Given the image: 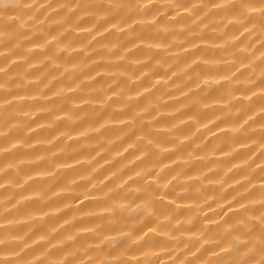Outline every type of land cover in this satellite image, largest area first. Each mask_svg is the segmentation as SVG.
Masks as SVG:
<instances>
[{"label":"clouds","instance_id":"9594fccd","mask_svg":"<svg viewBox=\"0 0 264 264\" xmlns=\"http://www.w3.org/2000/svg\"><path fill=\"white\" fill-rule=\"evenodd\" d=\"M72 0H65L64 12L71 10ZM89 3L96 5L97 0H82L81 8L87 10ZM100 11L90 18L104 22L108 17L119 16L121 24L116 25L109 33V43L102 44L100 51L105 59V66L121 65L118 72L105 71L102 79L111 81L105 87H99V82L92 80L77 83L79 75L71 68L64 69L57 65L55 59L48 63L57 70L65 72V87L63 95L58 100H67L70 108L78 112H87L88 119L95 118L97 111L110 107L117 115L124 113L134 117L128 126H135V147L128 154L131 162L133 157L140 156L135 162L121 172L119 170L123 157L117 163L106 166L102 171L87 181L95 183L96 191L104 192L107 185L101 183L103 177L112 175L110 184L113 190L99 201H89L91 204L105 206L108 211L103 214L81 218L77 225L86 228L84 220L89 221L94 228L82 231L80 238L69 241L66 248L78 246L75 256L66 261L62 259L65 247L47 250L52 241L47 240L40 244L33 243L35 234L25 237L23 229L26 225L17 223L4 224L0 222V264H200L206 260L207 264H264V0H99ZM51 4L41 9V0H0V62L11 59V53L4 49L22 41L23 46L18 49L24 55L32 49L30 35L35 31L32 27H25L24 22L29 17L32 24L48 11ZM182 10H186L180 16ZM211 13L212 15H204ZM213 15L216 17L213 18ZM158 17V19H157ZM179 17V19H177ZM187 20L186 27H180ZM14 26V27H9ZM44 31L39 35L47 39L49 25L41 26ZM79 27L73 21L72 34ZM244 40H237V34H245ZM229 36L232 39H227ZM119 37L121 41L133 44L128 49L116 48L112 40ZM209 41L197 50V54L208 49L207 54L212 57L208 63L197 65L202 69L200 76H196V69L191 72L177 74V79L186 81L193 88V95L199 96L200 102L196 110L200 113L211 112L213 108H221L220 123H232L235 126L227 130L229 143L226 148H232L241 141L256 138L251 151L259 149V155L252 159L243 169L237 171L247 173L248 179L232 187L230 192L238 193L237 204L249 201L244 207L235 211L232 216L222 223L209 224L210 217L200 210L196 223H190L187 214L193 209L181 208L178 200H208V193L215 190L217 196L212 204L220 203V192L224 184L209 182L207 175H201L193 182H186L183 177L174 176L172 171L163 167L165 159L170 158V150L163 146L181 145L183 140L176 135V128L158 127V115L174 117L175 113H164V100L157 94L163 90L172 93L167 77L171 72L170 65H175L177 56L174 50L185 49L192 41ZM137 41L141 43L136 44ZM223 44L216 46L215 42ZM247 42L246 47H242ZM259 42L258 47H253ZM156 53V61L149 65H142L135 58V53ZM61 53L59 42H56L52 55ZM63 52L62 55H66ZM162 61V62H159ZM247 61L244 71L240 66ZM149 69L146 73V83L152 86L151 104L138 103L139 96L135 94L136 85L140 84L139 75L143 68ZM8 73L0 67V162L10 155L4 147V141L11 131L20 130L24 136L28 135L31 122H35L41 115L40 111L32 110L27 115H21L19 100H9V97L19 96L20 92L35 83L28 80L23 73L17 76L11 87L3 83ZM190 77V78H189ZM125 83V89L117 92L120 84ZM223 91L222 99L225 103L214 105L210 100ZM259 90V91H256ZM95 96V100H85L84 97ZM79 97L80 102H75ZM41 103L49 102V98L40 97ZM147 100V97H145ZM110 101L114 103L109 104ZM179 111V109H177ZM255 113L258 118L252 119L249 114ZM70 123L76 121L65 117ZM251 119V123L248 120ZM98 123V121H97ZM193 128L199 130L202 120L193 118L188 121ZM95 136L102 133L100 128H94ZM163 137V143L160 138ZM67 138V137H66ZM108 139L104 146H108ZM127 141L119 143L113 150L120 151ZM25 151L32 150V144L25 139L20 145ZM42 147H50L42 145ZM87 149L97 151L98 146L93 141ZM199 151L205 152L204 146ZM58 154L53 151L52 157ZM105 158L111 152L104 154ZM186 159L180 166L192 169L194 164H203L209 167L215 161L211 153L197 160L191 153H186ZM231 162L230 157H226ZM35 163V162H34ZM52 167L55 164L49 161ZM94 163L88 167L95 168ZM226 171L219 170L220 174ZM132 179L126 180L128 176ZM14 176L5 187L0 183V190L4 192H19L24 183V177L16 168L0 166V180ZM77 194L76 198L79 199ZM171 197V199H169ZM11 201L0 199V221L15 213L10 208ZM199 208V205H197ZM79 209H68L69 215H78ZM222 211V210H221ZM220 212L214 215H219ZM103 221L102 224H98ZM238 221V222H236ZM34 222H40L34 220ZM231 223V227H227ZM252 226V227H250ZM69 229L73 226L69 225ZM151 228V231L148 229ZM254 228L255 230H252ZM50 230V229H45ZM198 231L201 235H190ZM59 237V233L56 234ZM208 240L207 244L204 241ZM91 242V243H90ZM203 250L197 255H189L197 248ZM159 250V251H157ZM210 253H215L210 255Z\"/></svg>","mask_w":264,"mask_h":264},{"label":"bare ground","instance_id":"6f19581e","mask_svg":"<svg viewBox=\"0 0 264 264\" xmlns=\"http://www.w3.org/2000/svg\"><path fill=\"white\" fill-rule=\"evenodd\" d=\"M65 0H41V9L46 4L52 6L37 20L35 25L32 24L34 17H29L25 22V27H32L35 31L30 35L31 43L27 45L32 51L24 55L18 51L23 46L22 41H18L16 45L4 49L5 52L11 53V59L7 62H0V67L8 73L3 83L5 87H11V82L16 81V87H20V81L17 76L21 73L35 83V87L29 86L27 90L20 92L19 96L9 97V100H19V109H23L21 115H27L32 110L40 111L41 115L35 122H31V128L28 135L24 136L20 130L8 133L4 141V147L10 155L0 162V166H12L23 175L24 183L19 192H4L0 190V199L11 201L9 207L14 208L15 213L7 219L0 221L4 224L17 223L26 225L23 232L25 237L35 234L33 243L40 244L44 241L51 240L52 243L47 250L52 248L65 247L67 242L75 241L80 238L82 231L96 227L89 221L84 220L86 228L78 227L81 218L91 217L103 214L108 209L100 204H89V201H99L106 198L113 190L110 180L112 175L109 173L103 177L101 183L107 185L104 192L101 193L95 189L96 181L88 184L87 181L102 171L106 166L117 163L120 158H124L120 163L119 170L123 172L131 162H135L140 156L132 158L130 162L127 157L131 150L135 147L136 137L133 133L136 131L135 126H128L129 121L134 117L127 113L117 115L113 113L110 107L97 111L94 119L89 120L87 112H78L77 109L70 108L67 100H58V95H63L65 87L63 69L57 70L48 63L49 59H55L57 65H63L64 69L71 68L75 70V74L79 75L77 83L92 80L99 82V87H105V84H111V81L102 79L105 71L118 72L122 70V66L117 64L113 66H105L102 61L105 59L104 54L100 51L101 45L109 43V33L114 30L116 25L121 24L119 16L108 17L104 22L93 20L90 17L98 14L100 11L99 0L96 5L89 3L87 10L81 8L82 0H72L71 10L64 12L63 4ZM186 10H182L180 16L184 15ZM204 15H212L205 13ZM213 18L216 17L213 15ZM158 19V17H157ZM179 19V17H177ZM73 21H77L79 27L76 28L77 34H72ZM49 25L47 30V39L42 38L39 33L44 31L42 25ZM187 20L180 24V27H186ZM14 27V26H9ZM245 34H237V40H244ZM227 39H232L229 36ZM56 42H59L61 53L53 56ZM116 48L124 47L125 41H121L119 37L112 40ZM141 42L137 41L139 45ZM209 41H192L185 49H175L173 54L177 56L175 65H170L171 72L167 77H159L160 79H168L170 87L174 89L172 93H165L163 90L157 92L164 100L162 112L175 113L174 117L168 115L156 118L160 121V128H176L178 135L183 144L168 145L164 147L170 150V158L165 159L163 167L168 171H172L174 176L183 177L186 182H193L202 174L209 177L210 183L224 184V189L220 192V203L207 205L216 199L217 192L215 190L209 192L208 200H178L177 204L181 208L193 209L187 214L190 223H196V218L200 210L203 214L210 217L209 224L222 223L228 220L232 214L239 208L244 207L249 201L237 204L238 193H228L233 186L243 183L248 179L247 173L241 174L238 169H243L252 159L259 155V149L251 151L256 142V138L251 140L233 143L232 148H226L229 143L227 130L235 125L232 123H220L221 108L215 107L211 112L200 113L196 110V105L200 102V97L193 95V88L186 81L177 79V74L191 72L196 69V76H200L202 69L197 65L201 62L208 63L212 58L204 48L202 52L197 54V50L202 48L203 44ZM224 42L216 41L215 45L219 46ZM247 42L242 45L246 47ZM259 42L253 47H258ZM127 48H133V44L127 43ZM66 55H62L63 52ZM156 53H135V58L142 65H149L156 61ZM162 62V61H159ZM247 65L245 61L240 66V71H244ZM149 69L143 68L140 73V84L136 85L135 94L139 96L138 103L151 104L152 86L146 83V73ZM190 78V77H189ZM120 84L117 92L125 89V83L117 81ZM259 91V90H256ZM40 97L49 98V102L41 103ZM147 97V100H145ZM223 91L210 100L214 105L225 103L222 99ZM85 100H95L97 97H84ZM75 102L79 103L80 98L77 97ZM114 103L110 101L109 104ZM179 109V111H177ZM252 119L258 118L255 113H250ZM65 117L76 121L75 124L69 122ZM193 118L202 120L201 129L197 130L188 123ZM98 121V123H97ZM251 123V119L248 120ZM94 128H100L102 133L100 136L94 135ZM67 137V138H66ZM27 139L32 144L31 151H25L20 145ZM108 139V146H104V140ZM163 137L160 141L163 143ZM95 142L98 146L97 151L87 149V145ZM127 141L125 147L120 151L113 150L119 143ZM49 145L50 147H42ZM204 146L206 151L201 152L199 148ZM58 155L53 159L52 152ZM111 152V156L105 158L104 154ZM186 153H191L197 160L202 159L206 153H211L215 157V161L209 167L203 164H194L192 169L180 166V162L186 159ZM231 158V162L226 159ZM49 161L55 164L52 167ZM35 162V163H34ZM88 163H94L95 168L88 167ZM223 174L219 173L221 168H225ZM132 179V176L125 178ZM15 177L10 176L0 183L7 187L10 181H14ZM77 194L79 199L76 198ZM171 199V197L169 198ZM199 205V208H197ZM79 209L78 215H69L68 209ZM222 210V211H221ZM220 212L219 215H214ZM40 221V222H34ZM238 222V221H236ZM99 221L98 224H102ZM69 225L73 227L69 229ZM231 223L227 227H231ZM252 227V226H250ZM50 230H45V229ZM152 229L149 228L148 231ZM252 230H255L252 228ZM59 233V237H57ZM190 235H201L198 231L190 233ZM91 243V242H90ZM208 240L204 241L207 244ZM203 250V246L197 248L189 255H197ZM78 246L74 248H66L62 254V259L67 260L75 256ZM159 251V250H157ZM215 253H210L213 255ZM200 264H207L206 260H201Z\"/></svg>","mask_w":264,"mask_h":264}]
</instances>
